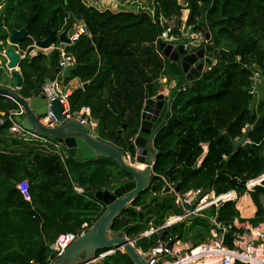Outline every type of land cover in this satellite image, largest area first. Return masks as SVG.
<instances>
[{
	"label": "trees",
	"instance_id": "1",
	"mask_svg": "<svg viewBox=\"0 0 264 264\" xmlns=\"http://www.w3.org/2000/svg\"><path fill=\"white\" fill-rule=\"evenodd\" d=\"M148 1L151 11L100 10L83 0H0V40L5 43L13 30H26L17 48L25 52L19 64L23 84L18 93L37 97L45 74L57 68L59 52L31 55L34 43L46 37V26L58 34L82 25L84 33L64 47L78 67L63 84L77 79L81 85L67 98L69 111L75 114L88 108L90 120L96 122V137L133 158L144 102L163 91L161 79H166L165 86L170 82L179 86L183 79L177 63L158 56L156 40L166 29L179 35L190 25L195 32L209 30L217 38L214 64L179 90L152 141L151 185L156 191L147 188L138 194L111 227L113 233L122 231L121 218H125L131 227L126 237L134 240L161 227L169 216L182 214L173 194L162 193L166 184L173 188L180 184V193L201 189L219 195L236 190L237 202L210 207L165 229L196 247L208 239L209 217L225 225L234 220L253 226L264 223V188L246 193L244 185L264 173V99L252 108L249 94L251 70H264V0ZM0 60L3 68L5 60ZM2 68L0 85H10ZM16 109L10 98L0 95V118ZM10 126L8 121L0 125V264H50V245L59 235H79L103 214L105 206L87 192L113 191L131 177L111 158L79 162L67 156L62 160V154L50 153L57 142L48 136L52 144L47 147L6 138ZM247 127L251 130L246 143L233 152L231 141L238 140ZM8 142L31 148L9 150ZM202 145H207L205 155ZM22 182L27 183L29 200L16 188ZM74 187L85 193L77 194ZM244 197L255 208L249 219L239 212ZM158 242V234L152 233L140 239L138 249L147 253ZM225 244L232 247L230 237ZM104 261L133 264L121 251Z\"/></svg>",
	"mask_w": 264,
	"mask_h": 264
},
{
	"label": "water",
	"instance_id": "2",
	"mask_svg": "<svg viewBox=\"0 0 264 264\" xmlns=\"http://www.w3.org/2000/svg\"><path fill=\"white\" fill-rule=\"evenodd\" d=\"M76 20L80 22L81 17L77 15ZM45 33L46 37L43 40L34 43L35 50L48 51L56 43L62 45L70 43L67 30L56 34L49 26H46ZM210 36V31H206L205 38L209 39ZM25 37L26 30L23 28L13 30L5 43L0 40V58L5 60L3 68L0 60V68L3 69L5 77L11 82V85H0V95L10 98L17 105V108H21L22 114L15 117V122L27 131L53 138L66 150V154L76 161L94 160L101 157L111 158L131 177L130 181L116 187L113 191L87 192L89 197L96 199L105 206L103 214L91 227L84 230L83 235L75 238L61 256L56 257L52 253L49 257L50 264H85L92 261L99 250H111L114 252L122 250L133 264H147V257H142L137 249L140 239L144 236L134 239L132 245V241L126 237V233L131 227L128 226L125 218H121L125 225L122 231L113 233L111 232V227L114 220L119 217V214L130 205L138 194L147 188H150L152 193L156 191V187L151 185L152 167L155 158L152 141L162 122L156 127H154V123L157 117L161 115L163 116L162 121H164L170 110V104L179 90L186 83L199 79L205 65H211L217 38L212 36V42L202 46V41L192 35V41L188 48H185L182 44H166L162 41L158 43V48L164 58L170 62L177 63L181 67L183 79L179 86H176L174 82H170L166 86L164 93H160L144 102L139 129L133 140L135 147L133 160L137 165L143 166V168H139L137 165L128 164L124 160L123 151L93 136L86 124L74 117L70 111L65 112L59 98L49 100L45 96L23 97L18 93L23 84L19 64L24 59L25 52L22 53L17 48ZM219 53L228 55L225 50H219ZM77 67L78 64L74 63L61 71L62 83L70 79ZM56 74L57 68L47 72L45 74V83L49 84ZM86 86L87 84L82 85L83 88H86ZM48 113H51L52 118L56 122V126L53 128H48L40 122V119ZM250 130L251 127H247L238 140L231 141L233 152L246 143V136ZM121 133L122 130H119L118 134ZM179 186L180 184H177L173 189L175 193H179ZM162 193H170V189L165 188ZM138 218L143 219L141 212H138ZM149 219L150 217L146 218V222ZM158 236L159 241L164 243L166 248L169 249L172 246L173 235L167 230H161L158 232ZM94 264L108 263L98 261Z\"/></svg>",
	"mask_w": 264,
	"mask_h": 264
},
{
	"label": "built area",
	"instance_id": "3",
	"mask_svg": "<svg viewBox=\"0 0 264 264\" xmlns=\"http://www.w3.org/2000/svg\"><path fill=\"white\" fill-rule=\"evenodd\" d=\"M205 32L206 31L195 32L191 25L183 29L179 35H173L171 34L170 29H166L156 40L155 50L160 58H164L162 52L158 48L159 42L162 41L166 44L174 45L182 44L185 48H188L192 41V35H195L198 40L202 41V46L208 45L212 42V35L209 39H206ZM83 33L84 29L82 25H78L77 32L69 37L70 42L76 41L78 36ZM65 46L66 45L59 44L58 47L54 46L52 48L59 52L57 62L59 73L51 79L49 84H43L40 96H45L49 100L59 98L60 103L66 112L69 111L67 101L69 94L64 90L60 74L64 68L72 66L76 62L73 56L64 52ZM37 51L38 50L34 49L31 51V55H36ZM213 62L214 60L212 59V63ZM212 63L209 66L214 64ZM249 81V94L252 97L250 107L255 108L257 103L261 100L260 88L264 85V70L253 67ZM80 113L81 115L86 114V116H89V109L83 107L80 110ZM21 114L22 110L20 107L16 110L10 111L7 117L0 118V125H3L7 121L10 122L11 126L8 129V134L19 138L25 143L36 144L41 147H47L52 144L45 136L27 131L16 123L15 117ZM79 120L84 124L88 123L87 119L81 118ZM40 122L48 128L56 126V122L52 118L51 113H48L45 117L41 118ZM54 146L55 150L50 151V153L62 154L59 156L62 160L68 156L66 152H63L62 149H60L58 143H55ZM202 149L203 155H205L207 152V145H202ZM133 158L128 151L124 152V160L128 164H131L130 162L133 161ZM200 162L201 159L198 161V165ZM263 183L264 173L260 174L255 179L246 180L244 184L246 193L253 192L256 187L264 188ZM16 188L22 193L25 200H29L28 186L26 182L17 184ZM165 188L170 189V193L173 194L174 205L181 210L182 214L169 216L161 227L143 234L144 237L152 233H158L161 230L182 222L188 217L197 216L210 207L217 209L224 203L237 202L239 200L236 190H229L225 193L216 195L213 191L204 192L201 189H192L185 193H175L173 190L174 188L169 184H166ZM74 191L77 194L85 193V191L79 187H74ZM207 222L209 225V236L207 241L203 244L193 247L177 240V238L173 236V244L169 249L166 248L164 243L159 241L157 247L151 248L147 253L140 254L143 257H147V264H264V223H259L256 226H253L248 222L240 223L239 221L234 220L233 224L225 225L217 221L215 216L207 218ZM84 227H86V224ZM83 233L84 230L79 235L71 233L59 235L55 242L50 245L51 252L54 253L56 257L61 256L72 241L83 235ZM228 237L231 238V248L225 244V240ZM113 253L114 251L111 250L103 251L98 255H95V258L92 261L85 264H94L98 261L103 262L106 257Z\"/></svg>",
	"mask_w": 264,
	"mask_h": 264
},
{
	"label": "crops",
	"instance_id": "4",
	"mask_svg": "<svg viewBox=\"0 0 264 264\" xmlns=\"http://www.w3.org/2000/svg\"><path fill=\"white\" fill-rule=\"evenodd\" d=\"M92 1V3H91V5H93V3H95L93 0H91ZM97 1H99V3L103 6V5H105L104 4V2H108L109 0H102V1H100V0H97ZM77 28H78V26H74L70 31H68V36L70 37V36H72V35H74L76 32H77ZM50 51V50H49ZM49 51H45V53H48ZM37 52H40V51H37ZM209 65H207V66H205V68L204 69H206L207 67H208ZM161 83H163V91L161 92V93H164V91H165V89H166V86H165V84H166V79L165 78H163V79H161ZM11 85V84H10ZM81 85H80V83H79V81L77 80V79H72V80H70L67 84H63V87H64V90L66 91V92H68V94H70L74 89H76V88H78V87H80ZM264 85H262V87H263ZM262 87L260 88V97H261V89H262ZM263 92V91H262ZM262 99H264V98H262L261 97V100ZM2 116L4 115V114H1ZM74 115V117H76L77 119H81V118H83V119H87V121H88V123H86V125L89 127V131H90V133L93 135V136H95L96 137V134H95V132H96V122H94V121H92V120H90V118H89V116H86V114H84V115H81V113L80 112H77V113H75V114H73ZM6 138H9V139H11V140H16V141H19V142H23L22 140H20L19 138H17V137H14V136H10L8 133H7V137ZM9 143V146H8V149L9 150H14V151H16V150H18V149H21V150H24V151H26L27 149H30L31 148V146H24L23 144L22 145H13L12 143H10V142H8ZM25 143V142H24ZM24 146V147H23ZM62 151H65V150H63L62 149ZM138 166V165H137ZM139 167H142L141 165H139ZM242 200H244V206L242 207V208H239V212H240V215H241V217L242 218H244V219H249V218H251L253 215H254V212H255V208H254V206H253V204H252V202H251V200L249 199V197H244ZM263 205H264V199H263ZM190 245V244H189Z\"/></svg>",
	"mask_w": 264,
	"mask_h": 264
},
{
	"label": "rangeland",
	"instance_id": "5",
	"mask_svg": "<svg viewBox=\"0 0 264 264\" xmlns=\"http://www.w3.org/2000/svg\"><path fill=\"white\" fill-rule=\"evenodd\" d=\"M83 1L87 5H91V3H92L91 0H83ZM93 1L95 2V3H93V5L96 8L100 9V10H104V9H109L110 8V10H112V11H118V10H134V11L145 10V11H151L150 2L148 0H109L108 2H104L105 5H103V6L99 3V1H97V0H93ZM100 1H102V0H100ZM263 89H264V86L261 89V97L262 98H264V94L262 92ZM130 163L132 165H137L134 160L131 161ZM138 167H139V165H138ZM139 168H143V166L139 167ZM243 206H244V200L239 201V207L242 208ZM193 217L194 216L188 217V218H186L183 221L191 220ZM138 251L141 252L139 249H138Z\"/></svg>",
	"mask_w": 264,
	"mask_h": 264
},
{
	"label": "flooded vegetation",
	"instance_id": "6",
	"mask_svg": "<svg viewBox=\"0 0 264 264\" xmlns=\"http://www.w3.org/2000/svg\"><path fill=\"white\" fill-rule=\"evenodd\" d=\"M163 116H158L156 122L154 123V127H156L160 122H162Z\"/></svg>",
	"mask_w": 264,
	"mask_h": 264
},
{
	"label": "clouds",
	"instance_id": "7",
	"mask_svg": "<svg viewBox=\"0 0 264 264\" xmlns=\"http://www.w3.org/2000/svg\"><path fill=\"white\" fill-rule=\"evenodd\" d=\"M158 234V233H157ZM140 237V236H139ZM131 241H133V240H131ZM134 242V241H133ZM132 243V242H131ZM132 245H133V243H132ZM121 251V250H120ZM122 252V251H121ZM139 252V251H138ZM139 253H142V252H139ZM141 255V254H140ZM142 256V255H141ZM143 257V256H142Z\"/></svg>",
	"mask_w": 264,
	"mask_h": 264
}]
</instances>
